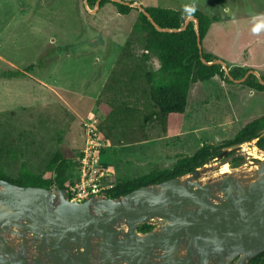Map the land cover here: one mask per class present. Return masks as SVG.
I'll return each mask as SVG.
<instances>
[{
    "label": "rangeland",
    "instance_id": "obj_1",
    "mask_svg": "<svg viewBox=\"0 0 264 264\" xmlns=\"http://www.w3.org/2000/svg\"><path fill=\"white\" fill-rule=\"evenodd\" d=\"M123 1L135 2L136 9L122 15L112 3L93 7L87 0H0V72L24 70L46 56L44 65L29 77L0 79V174L18 179L25 164L30 171L55 180L61 160L57 153L78 161L87 148L85 125L92 124L104 144L101 169L108 170L115 182L131 181L172 169L205 143L227 147L246 124L264 116L263 92L216 76L194 84L176 133L164 134L156 123L122 131L103 128L106 115L98 109V101L116 98L144 109L140 82L117 81L122 70L135 66L121 56L140 5L200 9L219 18L203 41L204 49L228 68L254 71L251 75L257 81L264 73V0ZM133 45L131 58L138 59V41ZM148 64L154 70L160 66L156 59ZM86 90L95 91L91 99L83 97ZM224 158L207 165L210 171L203 182L221 177L225 170L217 165ZM236 159L226 165L228 171H248L250 176L260 161L252 159L250 164L244 156ZM52 190H58L56 185Z\"/></svg>",
    "mask_w": 264,
    "mask_h": 264
},
{
    "label": "water",
    "instance_id": "obj_2",
    "mask_svg": "<svg viewBox=\"0 0 264 264\" xmlns=\"http://www.w3.org/2000/svg\"><path fill=\"white\" fill-rule=\"evenodd\" d=\"M138 9L156 30L173 32L156 25L142 5ZM191 21L202 52L198 21L189 17L181 30ZM203 63L221 65L233 82L256 74L235 80L225 61ZM258 82L264 85L261 77ZM239 148H223L217 167L242 156ZM259 160L252 176L234 169L203 182L210 171L205 165L119 198L104 194L81 202L72 201L67 189L0 179V264H248L264 252V158ZM144 225L153 229L140 232Z\"/></svg>",
    "mask_w": 264,
    "mask_h": 264
},
{
    "label": "trees",
    "instance_id": "obj_3",
    "mask_svg": "<svg viewBox=\"0 0 264 264\" xmlns=\"http://www.w3.org/2000/svg\"><path fill=\"white\" fill-rule=\"evenodd\" d=\"M87 2L93 7L97 4L103 7L112 3L122 15H128L136 9L110 0H87ZM134 3L133 1L130 2L131 5ZM218 3L222 2L218 0ZM144 9L160 28L173 30V32L156 30L148 17L138 10L139 18L133 29L132 37L126 42L122 51L121 57L130 58L135 66L122 70L121 77H118L117 81L126 84V80L123 81L128 78L130 81L140 82L146 98L144 109L120 102L116 98L98 101L97 107L106 115L103 128L108 131L130 130L156 123L164 134L176 133L182 127L190 91L194 84L216 76L233 84L221 65L203 63V60L211 63L218 58L207 52L204 47L202 52L200 51L195 22L191 21L185 30H181L189 17L196 19L199 24L198 32L203 43L211 25L219 22L220 19L210 16L200 9L176 10L159 6H150ZM134 40H137L139 45L138 55L140 58L138 59V56L131 58L133 56L132 50L135 49ZM153 59H156L160 65L157 70H154L153 65L149 66L148 64ZM45 60L46 56H43L37 64L27 66L24 70L1 71L0 79L26 78L29 74H33L37 68H41ZM228 70L235 80L243 79L250 71L244 67L228 68ZM261 78L264 81V73ZM244 85L264 93V85L260 84L254 75L248 76ZM107 89L108 86L105 87L103 94H107ZM254 139H258L257 146L264 151V116L246 124L233 140L226 143V146L242 145ZM222 150L223 148L213 147L205 143L193 155L183 156L179 159L172 169L152 171L138 179L122 182H115L112 179L113 176H108L106 180L113 184V189L108 192V195L115 199L140 187L184 176L210 164L218 158ZM57 154L61 160L56 168V179L53 181L30 171L25 164H23L20 178L12 179L1 173L0 179L19 186L52 189L56 185L59 190H68L78 176V162L75 159L63 158L60 151ZM152 229V226L144 225L139 228V231L145 233ZM248 264H264V252Z\"/></svg>",
    "mask_w": 264,
    "mask_h": 264
},
{
    "label": "built area",
    "instance_id": "obj_4",
    "mask_svg": "<svg viewBox=\"0 0 264 264\" xmlns=\"http://www.w3.org/2000/svg\"><path fill=\"white\" fill-rule=\"evenodd\" d=\"M87 148L78 158V176L69 186L72 201L81 202L93 196H103L113 189V184L106 180L109 176L108 170H102L99 163L101 150L104 144L101 141L98 130L92 124H86ZM254 142H246L241 145L240 152L247 160L260 159L264 152L260 153L257 146L258 139Z\"/></svg>",
    "mask_w": 264,
    "mask_h": 264
},
{
    "label": "crops",
    "instance_id": "obj_5",
    "mask_svg": "<svg viewBox=\"0 0 264 264\" xmlns=\"http://www.w3.org/2000/svg\"><path fill=\"white\" fill-rule=\"evenodd\" d=\"M9 81H11V80H9ZM93 94H95V91L94 90L93 91H90V90L87 91L86 90V91H83V93H82L83 97L88 98V99H91L93 97Z\"/></svg>",
    "mask_w": 264,
    "mask_h": 264
},
{
    "label": "bare ground",
    "instance_id": "obj_6",
    "mask_svg": "<svg viewBox=\"0 0 264 264\" xmlns=\"http://www.w3.org/2000/svg\"><path fill=\"white\" fill-rule=\"evenodd\" d=\"M221 169H223V170H225V171H222V174H225V173H230L231 171L229 170L228 171V166H223ZM226 171H228V172H226Z\"/></svg>",
    "mask_w": 264,
    "mask_h": 264
}]
</instances>
